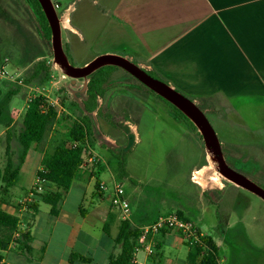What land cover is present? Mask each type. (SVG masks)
<instances>
[{
    "label": "rangeland",
    "instance_id": "374dc122",
    "mask_svg": "<svg viewBox=\"0 0 264 264\" xmlns=\"http://www.w3.org/2000/svg\"><path fill=\"white\" fill-rule=\"evenodd\" d=\"M52 1L61 22L68 17L67 5L75 1L78 22L86 25L81 12L85 0ZM61 29L63 51L73 66L84 67L102 54L93 39L72 56L67 43L69 33L62 23ZM94 35L92 32L91 36ZM51 39L46 38L29 0H0V67L7 72L0 79V100L10 90L20 87L10 103L16 112L11 127L13 161L17 164L21 154L18 134L23 114L29 102L42 96L46 106L58 111L44 149L52 151L49 143L55 134L66 133L76 121L86 122L90 132L88 148L101 159L97 167L102 169L107 165L110 150L127 151L128 176L123 180L115 176V182L123 184L127 194L134 195L130 201L133 212L159 214L157 219L178 214L194 224L203 236L218 243L221 264H264V200L220 173L209 141L194 123L192 127L177 117L175 108L183 112L182 107L165 95L146 89L119 67L95 75L97 69L84 78L68 76L61 62L55 59ZM99 42L100 48L110 49L106 46L107 39ZM118 53L129 54L126 49ZM129 55L124 57L136 63L141 61ZM38 62L46 63L48 80L25 83ZM138 66L153 71L156 74L152 76L193 101L215 130L226 163L264 189V97L234 98L230 106L220 97L186 94L187 89L163 79L154 68ZM3 130L0 127V146L6 161L7 132ZM36 167L32 153L18 185L29 189ZM115 182H110V189ZM8 199L0 189V206L8 204ZM0 233L5 240H12L9 231L0 229ZM137 250L143 247L138 244Z\"/></svg>",
    "mask_w": 264,
    "mask_h": 264
},
{
    "label": "crops",
    "instance_id": "0c3cea01",
    "mask_svg": "<svg viewBox=\"0 0 264 264\" xmlns=\"http://www.w3.org/2000/svg\"><path fill=\"white\" fill-rule=\"evenodd\" d=\"M81 9L86 25L78 22L75 1L65 8L72 28L65 29L72 56L94 39L101 55H119V50L126 49L141 60L137 65L154 68L163 79L187 89L186 94L220 97L229 105L234 98L264 97V0H85ZM105 39L110 49L100 48L99 41ZM0 127L7 132L5 126ZM46 152L43 146H34L21 166L17 183L3 191L9 203L0 209L17 218L31 240L28 250L20 245L12 248L10 239L5 240L0 233L2 256L10 264H110L111 257L122 251L115 242L120 214L112 208L109 188L110 182L116 181L115 174L108 165L102 169L84 166L54 217L51 205L42 202L39 194L53 193L56 188L36 181L44 169ZM32 153L37 167L26 189L18 183ZM0 160L3 171L2 146ZM100 183L110 190L100 192ZM3 187L0 178V189ZM127 197L132 201L134 195L128 193ZM25 200H31L32 205L23 206ZM158 215L132 210V221L147 225ZM107 224L110 234L105 231ZM150 242L151 252H135L137 264H193L190 249L178 234L163 231ZM72 254L89 262H71Z\"/></svg>",
    "mask_w": 264,
    "mask_h": 264
},
{
    "label": "trees",
    "instance_id": "16d2710c",
    "mask_svg": "<svg viewBox=\"0 0 264 264\" xmlns=\"http://www.w3.org/2000/svg\"><path fill=\"white\" fill-rule=\"evenodd\" d=\"M29 1L34 6V9L39 16L41 27L46 38L50 41L52 36L51 29L38 0ZM112 68L116 67H102L95 72V75ZM48 71L49 69L45 62H38L24 82L27 84H31L35 81L46 82L48 80ZM148 72L151 75L156 74L153 71ZM144 87L148 89L146 86ZM19 91L20 87H16V89L10 90L7 95L0 100V125L7 128V159L4 170L0 171V178L4 184L3 191L5 193L8 191V188L17 183L21 166L25 162L29 151L34 146L42 147L46 144L48 136L53 130L58 117L57 108L46 106L44 97L39 96L29 102L28 107L23 114L22 127L18 134V141L21 145V154L19 161L16 164L13 161L11 153V141L13 137L11 134V127L14 121V113L16 112H12L10 103ZM73 106L78 108L76 104H73ZM175 110L179 119L185 120L190 126L195 127L184 113L177 108H175ZM89 134L90 132L87 123L76 121L70 128H68L66 133L55 134L54 138L49 143V147L52 148V151H47L45 153L43 159L44 169L38 173V177L42 180L44 185L55 187L56 191L53 193L39 194V198L42 202L51 205V215L54 217L58 216L60 204L74 181L81 177L82 165L85 164L90 152L87 143ZM74 143H77L78 145L73 147L71 144ZM127 157V151L124 149L118 151L110 150L107 165L118 180H123L128 176ZM152 223L147 225H151ZM17 226L18 219L0 209V229L9 231L12 236L17 229ZM143 226L146 225L136 224L133 221L120 220L119 231L115 237V242L122 246V251L119 256L111 257L110 264H137L135 260V252L141 235V228ZM108 229L109 225L107 224V226H105V231L110 234ZM10 240L9 243L11 242ZM30 240L29 233H25L19 239V245L23 249L28 250V243ZM189 249V257L193 264H221L222 258L220 247L212 237L201 236L200 242L193 247H189ZM75 261L89 262V260L83 256L72 254L71 262ZM154 264L160 263L155 262Z\"/></svg>",
    "mask_w": 264,
    "mask_h": 264
},
{
    "label": "water",
    "instance_id": "95a60500",
    "mask_svg": "<svg viewBox=\"0 0 264 264\" xmlns=\"http://www.w3.org/2000/svg\"><path fill=\"white\" fill-rule=\"evenodd\" d=\"M46 18L49 23L52 34V47L55 59L60 61L66 73L70 77L84 78L90 75L93 71L105 66H115L123 69L135 79H137L144 86L157 91L172 102L179 104L183 112L192 123H194L205 138L209 141L210 146L219 162L220 173L230 182L236 184L238 187L245 189L252 194L264 200V189L247 179L242 174L232 169L224 158V154L215 130L206 118L205 114L196 106L193 101L185 95L177 91L170 84L157 79L148 71L140 68L137 64L127 59L126 57L114 54H105L97 56L90 63L84 67H75L63 51L62 45V29L61 21L57 15L56 8L52 0H38Z\"/></svg>",
    "mask_w": 264,
    "mask_h": 264
},
{
    "label": "built area",
    "instance_id": "2783aa9c",
    "mask_svg": "<svg viewBox=\"0 0 264 264\" xmlns=\"http://www.w3.org/2000/svg\"><path fill=\"white\" fill-rule=\"evenodd\" d=\"M7 72L4 68L0 67V79L5 78ZM78 144L74 143L73 147H76ZM101 163V159L93 153L91 150L88 154L85 164L82 165V168L87 164L92 166H97ZM37 184H40L42 180L37 177ZM41 186L38 187V191L41 190ZM98 190L100 192H108L110 189L104 183L98 185ZM23 206H31V200L23 201ZM111 205L112 208L118 211L121 216L122 221H132V207L129 198L127 197L125 188L123 184L114 183L111 196ZM163 231L176 233L189 247H193L200 242V237L203 236L198 228L191 222L185 221L180 218L176 213H170L167 215L160 216L154 223L151 225H146L141 228V235L138 240V244L143 247V249L151 252V242L150 239ZM25 234V229L21 228L19 223L17 229L12 235V240L10 246L16 248L19 246V239L22 235ZM136 251H138L136 249ZM2 251L0 250V264H10V262L2 256Z\"/></svg>",
    "mask_w": 264,
    "mask_h": 264
},
{
    "label": "bare ground",
    "instance_id": "6f19581e",
    "mask_svg": "<svg viewBox=\"0 0 264 264\" xmlns=\"http://www.w3.org/2000/svg\"><path fill=\"white\" fill-rule=\"evenodd\" d=\"M61 23L63 24V26H64L66 29L72 30L71 25H70V22H69V18H68V17H65ZM196 178H197V177H196ZM219 178H220V177H219ZM215 179H216V178H215ZM212 181L215 182L214 180H212ZM198 183L200 184L201 182H198ZM203 183H205V182H203ZM203 183H201V184L204 185Z\"/></svg>",
    "mask_w": 264,
    "mask_h": 264
}]
</instances>
